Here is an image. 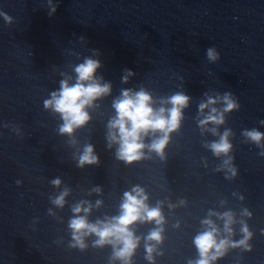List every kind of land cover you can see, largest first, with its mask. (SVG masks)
Instances as JSON below:
<instances>
[{"label":"clouds","instance_id":"1","mask_svg":"<svg viewBox=\"0 0 264 264\" xmlns=\"http://www.w3.org/2000/svg\"><path fill=\"white\" fill-rule=\"evenodd\" d=\"M57 7L58 5L53 6L49 14L55 13ZM0 16H3L7 23H12V17L6 13L0 12ZM206 55L210 62H216L219 59V54L215 48H208ZM101 67L102 63L99 59L86 57L82 63L74 66V82H69L71 77L60 80L59 88L52 91L49 98L43 102L45 110L59 116L62 120L58 127V133L61 136L69 137V142L72 144L76 143L74 133L87 126L91 121L88 109L97 106L96 101L110 96L112 93L111 83H102L103 78L96 75L97 70ZM124 73L121 78L123 83H128L129 77L135 75L130 69H125ZM190 100L189 95L180 91L168 97L159 98L161 106L155 107L156 100L144 87L135 91L130 88L121 89L120 95L112 102L115 116L107 123V147L111 148L113 143L117 144L115 157L126 165L150 159L151 157L146 155L145 149L154 152L161 161H165L167 159L166 148L170 143L172 134L180 130L184 119V109L188 108ZM218 101L222 102L221 110L215 107ZM239 107V103L230 92H225L222 96L216 97L206 94V101H201L198 108L201 114L204 113L205 109H210V111L198 121V125L202 129L207 128L209 124L223 125L226 123L224 114L238 110ZM261 124H264V120L261 121ZM5 126L7 127V125ZM209 130L214 136H219V139L211 141L207 147L214 156L225 157L222 160V165L234 177L237 169L232 165L233 157L229 155L233 149L229 140V136L233 135L231 129H225L223 133H219L217 128ZM157 133H159L158 136L155 135ZM150 135L155 136V138L151 139L150 143H145ZM242 135L264 149V145L261 144V141L264 140V133L253 128L244 130ZM260 154L264 155V151ZM99 164L100 157L96 153L94 145L85 144L79 154L76 166L82 169L85 165L98 166ZM229 165L232 166L229 167ZM217 170L221 169L218 168ZM230 178L226 175V179ZM19 183L17 181V184ZM50 183L54 187H59L61 180L57 177ZM68 194L69 189L65 188L58 195L50 197L51 203L63 208L66 202L65 197ZM147 200L148 196L144 189L137 185L131 191H126L123 194L119 215L106 217L104 220H97L94 223L89 222L87 218L91 212V204L88 207L83 206L87 202L74 205L72 207L74 215L68 224L73 241L70 246L78 247L83 251L87 248L84 237L95 235L97 239L93 242V247L112 245V259L121 260L123 264H131V258L139 245V237H136L131 230L132 225L137 222H155L158 227L154 228L146 239L157 243L163 241V228L161 226L165 221L161 209L160 207H149L146 203ZM100 203L97 201V206ZM82 212L84 215H81ZM245 214L251 216V213L247 212L246 209ZM222 218L225 219V230L231 233L230 225L234 222L232 213L225 212ZM203 223L209 225L210 229L200 233L194 239V244L200 255V259L196 260L195 264H210V261L223 257L229 245L232 247L243 246L245 250L251 251L248 240L251 239L252 233L249 232L246 224L241 229L244 233V239L232 242L227 239L217 240L218 229L211 220H205ZM145 248L148 253L146 258L152 260L153 246L146 244Z\"/></svg>","mask_w":264,"mask_h":264}]
</instances>
